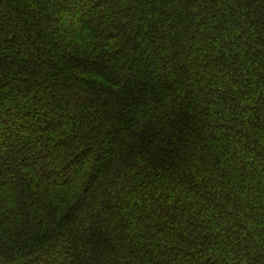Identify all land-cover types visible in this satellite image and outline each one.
Instances as JSON below:
<instances>
[{
	"label": "trees",
	"instance_id": "trees-1",
	"mask_svg": "<svg viewBox=\"0 0 264 264\" xmlns=\"http://www.w3.org/2000/svg\"><path fill=\"white\" fill-rule=\"evenodd\" d=\"M0 264H264V0H0Z\"/></svg>",
	"mask_w": 264,
	"mask_h": 264
}]
</instances>
